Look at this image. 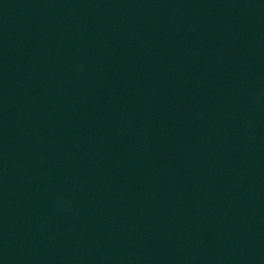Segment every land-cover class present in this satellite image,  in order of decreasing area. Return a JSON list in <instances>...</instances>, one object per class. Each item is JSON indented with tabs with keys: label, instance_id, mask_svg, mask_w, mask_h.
I'll return each mask as SVG.
<instances>
[{
	"label": "water",
	"instance_id": "obj_1",
	"mask_svg": "<svg viewBox=\"0 0 264 264\" xmlns=\"http://www.w3.org/2000/svg\"><path fill=\"white\" fill-rule=\"evenodd\" d=\"M0 264H264V0H0Z\"/></svg>",
	"mask_w": 264,
	"mask_h": 264
}]
</instances>
